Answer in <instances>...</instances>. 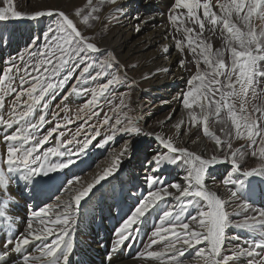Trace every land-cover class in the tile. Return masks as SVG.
<instances>
[{
    "label": "snow or ice",
    "instance_id": "snow-or-ice-1",
    "mask_svg": "<svg viewBox=\"0 0 264 264\" xmlns=\"http://www.w3.org/2000/svg\"><path fill=\"white\" fill-rule=\"evenodd\" d=\"M105 2L115 4L117 0H100L101 4ZM2 3L0 22L24 16L16 10L13 0H2ZM88 7L91 11L83 15L84 23L99 19L95 15L99 7L93 6V0H88ZM54 14L57 19L43 32V46L36 48L39 37H33L25 54L18 56L20 63L12 61L0 70V127L17 126L15 132L3 136L6 171L0 169V219L6 222L7 239L0 250V264H8L13 253L20 256V264H70L74 250L72 232L81 204L94 194L98 185L102 186L103 181L119 170L126 156L131 158V142H126L119 153H114L110 165L90 182L75 186L80 177L69 180L67 200L33 211L32 216L38 218L41 225L47 217L51 226L34 229L30 220L27 232L15 240L12 217L7 215L9 205L17 203L8 192L10 183L18 178L28 185L37 177H48L69 168L76 163L73 157L78 158L86 154L90 146H96L93 141L100 135L99 128H107L109 132L99 143L101 148L118 133L131 136L142 132L138 122L124 111L128 107L125 94L117 98L114 93L122 77L114 70L112 60L93 57L92 54L101 51L97 44L82 35L64 12L38 11L28 18ZM76 14L81 15V10ZM254 17L264 20V0H216L215 4L212 0H173L168 21L176 32L183 34V39L173 36L175 47L182 54L187 50V55L192 57L191 60L186 56L181 58L179 67L184 69L188 63L195 65V72L187 80L188 89L181 94L180 102L187 119L178 121L173 127L179 130L185 124L202 126L203 135L214 140L221 155L205 158L157 135L155 139L166 152L154 153L146 160L152 171L143 178L149 191L117 229L118 239L112 253L139 231L148 215L156 214L159 223L154 225L148 247L160 244L162 249L147 251L141 256L161 260L162 264H187L182 258L194 250V264H236L240 259L246 264H264V211L248 214L256 211L252 204L254 185H264V28L256 30ZM206 32L210 34L207 38ZM217 35L223 41L220 48H214L211 42V37ZM2 42L4 38L0 36ZM168 51L167 47L163 49L164 53ZM101 79L105 82L95 84ZM69 82H72L70 87ZM61 92L64 93L62 101L71 96L90 97L75 116L88 127L78 129L73 139L61 140L64 132L60 129L73 122L65 116L63 123L58 121L40 137L37 134L50 123L47 119L50 102ZM6 97H11L7 113L3 111ZM117 99L118 104L114 103ZM105 104L111 106L112 115L104 113L99 120ZM63 111L67 112V107ZM52 116L59 117L60 113L53 112ZM93 119L99 120V127L90 123ZM171 119L170 115L168 120ZM210 121L220 125L223 139L210 130ZM54 135L57 146L41 153V148ZM233 140L246 141L252 151L248 153L244 144L233 147ZM73 144L75 148L71 151H60L62 145ZM249 154L258 158L259 163L252 168H242L241 161ZM50 157L66 159L52 162ZM221 163L230 165L227 178L222 181L228 186L227 199L209 189L206 183L213 167ZM178 164L185 166L183 183L164 184L157 173L165 165ZM260 195L264 197V187ZM169 200L175 203H168ZM233 204L235 207L230 211L229 206ZM234 216L237 219H233ZM229 229L246 232L249 239L238 234L229 235ZM53 235L55 239L45 242ZM33 241L40 242L36 248L39 255L24 253L25 246ZM230 241L240 243L232 245ZM108 258L111 259V253Z\"/></svg>",
    "mask_w": 264,
    "mask_h": 264
},
{
    "label": "rangeland",
    "instance_id": "rangeland-1",
    "mask_svg": "<svg viewBox=\"0 0 264 264\" xmlns=\"http://www.w3.org/2000/svg\"><path fill=\"white\" fill-rule=\"evenodd\" d=\"M43 1L45 3H43L44 5L42 4ZM212 2L215 4L216 0H212ZM13 4L16 10L24 14L22 18H25L26 22L21 24L22 18L0 22V36L4 38V42L0 43V70L8 67L9 63L12 61L19 64L20 61L18 56L20 54H25V49L30 45L33 37H39L35 47H42L44 44L43 32L57 19L55 14L52 16L44 15L36 19H29L28 17L38 11L45 13L48 11H52L53 13L64 12L77 25L82 35L88 37L90 42H94L100 48V53L92 54L93 57L98 59L110 58L112 60L114 70L118 71L122 77V83L114 89V93L117 98L121 93L125 94V102L128 107L124 111H127L132 119L138 122L139 127L142 129L139 135L130 136L129 134L118 133L113 141L101 148L99 147V143L103 142V139L109 132L107 128H99L100 135L93 141V144L96 146H90L87 153L78 158L73 157L76 163L69 168L58 170L55 173H51L48 177H37L28 185L19 181L18 178L15 179V182L10 183L8 192L17 201V203L10 204L7 210V215L12 217V225L15 230L13 239L15 240V238L22 233L23 225L25 226L28 219L32 218L33 211H39L40 208H46L49 205H56L59 201H64L69 198V193L67 191L70 187L67 183L69 180H74L77 176L80 177L78 184L75 186L85 185L90 182L96 175L101 173L104 168L110 165L113 154L119 153L125 143L130 141L132 149L131 158L126 156L119 170L103 181L102 186L98 185L97 188L93 190L94 194H92L86 202H82L81 204L80 212L76 217L77 222L72 232L74 250L70 257V264H93V262L96 263L100 258H105V256L108 257L110 253L111 256L116 259V262H124L141 256V253H146L147 251H160L162 249V245L160 244L153 245L152 248L148 247L154 225L159 223L158 215L151 214L148 215L145 222L139 226V231L133 233L132 238L124 241L116 252H111L118 239L116 231L120 227L123 219L130 214V211L136 206L140 199L147 196L149 191L144 183L143 178L145 175L142 172L147 171V174L152 173L145 162L154 154L153 150L156 144L158 147L159 145L162 147L155 137L159 135L166 139H171L173 143L179 147V139L184 131L187 133L189 132V134L191 133V137L194 138L204 136L200 126L193 128L185 124L179 130L173 127L179 120L187 119L186 110L182 109L181 111L180 109L175 111L174 104L177 98L176 94L169 95L168 92H160L161 89L160 91L159 89H152L151 80H154L157 76H164L166 81L171 79L168 78V74L171 75L174 73L172 67L170 68L165 61L159 65L158 62L162 59L159 60L158 57L153 58L149 55L151 52L150 49L123 56L126 54L127 49L123 48L121 52L117 50L114 51V48L104 46V42L110 38L116 30L123 32V30L128 29L127 22L125 21L127 17L125 12L126 7L121 1L117 0L115 4L106 2L101 4L100 0H93V6L99 7V11L95 13L99 19H90L88 23L83 22V15H87V13L91 11L88 7V0H13ZM0 6H4L2 0H0ZM143 7H145V5ZM117 9L122 11H117ZM169 9L170 6L167 7V4L161 1L156 4L153 10L164 16V21L170 27L172 38L175 36L178 39H183L182 32H176L168 21ZM78 10H81V15L76 14ZM145 15L147 14L144 12L142 18ZM18 23L26 28L22 31V39L14 46L8 45L6 43L7 38ZM253 23L257 31L264 28V20L254 17ZM144 30H149V28H144ZM209 35V33H205L206 38ZM211 42L214 48H220L223 45V41L218 35L211 37ZM174 49L177 51L178 61L185 56L188 60L192 59L190 55H187V50L182 54L178 52L176 47ZM176 68V73L181 72L184 77V80L179 85V99L181 100V94L188 89L187 80L190 79L191 75L195 72V65L188 63L186 68L182 69L177 62ZM105 79L98 80L95 84L104 83ZM71 83L72 82H69L68 87L71 86ZM166 89L168 88L166 87ZM65 91H67V88ZM63 95V92L59 93L56 99L50 102L47 115V119L50 123L44 125L37 134L38 136L42 137L46 135L58 121L63 123V118L65 116L73 120V122L67 127H62L60 129V131L64 132V136L60 137L61 140L66 141L73 139L78 129L88 127V125L83 123L82 119H75V116L84 105L85 101L90 97L71 96L67 100L62 101L61 97ZM114 103L118 104L119 99L115 100ZM10 104L11 97H6L5 109L3 110L5 113H7ZM65 107L68 109L67 112L63 111ZM110 107V105H103V112H101L99 120L103 119L104 113L112 115L109 111ZM53 112H59L60 116L53 118ZM39 114L38 111L36 116L38 117ZM170 115L172 119L168 120ZM181 115H184L182 119H180ZM99 120L93 119L90 123L96 124L97 127H99ZM16 127L17 126H14L12 129L0 127V169L5 171L6 146L3 141V136L15 132ZM209 127L210 130L220 135L223 139L220 125L210 121ZM79 138H83V133ZM206 138L212 140L210 137ZM242 144L246 145L248 153L252 151V147L247 146L246 141L233 140V147H240ZM56 146L57 136L54 135L40 151L42 153L46 151L47 148ZM256 147L258 148L259 145L257 144ZM74 148L75 144L62 145L60 151H71ZM225 151H227V149H225ZM216 155H221L219 149H217ZM63 159H66V157H50L52 162H59ZM251 163H253V167H255L259 161L258 158L251 157L249 154L241 161V166L242 168H249ZM229 169L230 165L227 163L215 165L211 170V175L206 178V183L214 182L212 184L225 186L222 181L227 178ZM184 174L185 166L182 164L165 165L164 168L157 173V175L161 176L163 183L166 185L179 180ZM234 178L237 177L234 176ZM257 187L261 189L264 185H254V188ZM33 188H36L35 190L37 193L47 198L43 199L37 194H32L34 191ZM57 198H59V200ZM163 203L164 202H161V206H163ZM168 203L174 204L175 201L169 200ZM252 204L256 211H249V215H256L259 211H264V197L260 195V190L253 195ZM234 207V204L230 205L229 210H233ZM49 215H51V213ZM232 218L237 219L235 216ZM0 227L6 228V222L2 219H0ZM228 232L229 235L238 234L244 239H249V234L246 232H238L235 229H229ZM55 238V235L51 236L48 242L50 243L51 240ZM229 243L234 245L240 243V241H230ZM28 246L30 245L25 246V248ZM244 246L246 247L247 244ZM193 251L186 253L185 257L182 258L187 261V264H193ZM152 260L161 261L157 259ZM106 262L107 264L115 263L113 261L110 263L109 260ZM236 264H246V262L244 259H240Z\"/></svg>",
    "mask_w": 264,
    "mask_h": 264
},
{
    "label": "bare ground",
    "instance_id": "bare-ground-1",
    "mask_svg": "<svg viewBox=\"0 0 264 264\" xmlns=\"http://www.w3.org/2000/svg\"><path fill=\"white\" fill-rule=\"evenodd\" d=\"M118 1H121V3L125 4L124 5L126 7L125 12L127 15L125 21L127 22L128 29L125 28L126 30H123V32H121L120 30L119 31L116 30L112 34V36L104 42V46L114 48L113 49L114 51L117 50L121 52L123 51V48L127 49L126 54L123 56L150 49L151 52L149 53V55H151L153 58L158 57L159 60L162 59L161 61L158 62L159 65L163 61H165L170 68L172 67L174 73H172L171 75L168 74L169 76L168 78L169 79L171 78L169 81H166V78L160 75L157 76V78H155L154 80H151L152 89L153 90L159 89V91L161 89L160 92L165 91L168 92L169 95L176 94L177 98L174 104L175 111L180 109L182 111L183 107L180 102L181 100L179 99L180 97L179 85L184 80V77L182 76L181 72L176 73L178 54L177 51H175L174 49L175 41L172 38V33L170 32L169 25L164 21L165 20L164 16L161 13L153 10L156 4L160 3L161 1L163 3H166L167 7H169L173 3V0H118ZM43 3L44 1L42 2V4ZM144 5L145 7H143ZM144 12L147 15H145L142 18V14ZM137 17H139V19H137ZM24 22H26V19L22 18V21L20 23L24 24ZM20 23H18L16 27L14 26L15 28L9 34L6 42L8 45L14 46L22 39V31H24V29L26 28ZM137 26L139 27V31H137ZM144 28H149V30H144ZM165 47L169 49L167 53L163 52V49ZM166 87L168 89H166ZM183 116L184 115H181L180 119H182ZM200 127L202 128V126ZM190 134L189 132L187 133L186 131L183 132L182 136L179 139L180 148H187L189 151L202 155L205 158H209L213 154H217V148L214 141L209 140L204 136L203 137L198 136L194 138L191 137ZM155 146L156 147L153 150L154 153H165L166 150L163 147H161L160 145L158 147L157 144ZM252 167H253V163L250 164L249 168ZM142 173L146 175L147 171H143ZM184 175H182L179 180L174 181V183H183ZM212 183L214 182L207 183L209 189H211L212 191H216L223 198L227 199L228 198L227 186L216 185ZM33 189L34 191L32 192V194H37L43 199L47 198L44 195L37 193V191L35 190L36 188ZM258 190H260V187L255 188L254 194H256ZM170 191H174V190L170 189ZM31 217L32 218L28 219V222L25 224V226L23 225L22 233L27 232V226L30 220L32 222L34 229L51 226L49 224L47 217H45V223L43 225L40 224V220L38 218H34L33 216ZM49 238H51V236ZM49 238L45 242H48ZM6 239H7L6 228L0 227V250H3V245ZM39 244H40L39 241H33L32 243L29 244L30 246L24 249V253L39 255V253L36 252V248L39 246ZM108 257L105 256L106 259L100 258L96 263L93 262V264H107L106 261L109 260ZM112 261L115 263H111ZM13 262H15V264H20V256L13 253L8 261V264H13ZM109 262L111 264H162V261H154L150 258H147L146 256H138L124 262H119V261L116 262V259L113 256H111ZM41 264H43V262H41Z\"/></svg>",
    "mask_w": 264,
    "mask_h": 264
}]
</instances>
